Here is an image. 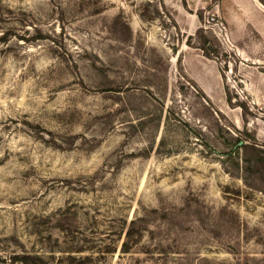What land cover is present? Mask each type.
<instances>
[{
    "label": "rangeland",
    "instance_id": "obj_1",
    "mask_svg": "<svg viewBox=\"0 0 264 264\" xmlns=\"http://www.w3.org/2000/svg\"><path fill=\"white\" fill-rule=\"evenodd\" d=\"M161 1L0 0V264H264V0Z\"/></svg>",
    "mask_w": 264,
    "mask_h": 264
},
{
    "label": "trees",
    "instance_id": "obj_2",
    "mask_svg": "<svg viewBox=\"0 0 264 264\" xmlns=\"http://www.w3.org/2000/svg\"><path fill=\"white\" fill-rule=\"evenodd\" d=\"M160 9H167L166 5H165V0H162L161 3H160ZM168 11V10H167ZM170 18V20L173 22V26L176 30V35L177 37L179 38V43L182 45L184 42L186 43H189V40L188 39H192V36H187V35H184L181 28L179 27V25L177 24L176 20L174 19V17L170 14V12H168L167 14ZM200 17V16H199ZM201 19V18H200ZM127 29H129V31H132L130 27H128L126 25ZM184 36V37H183ZM179 48L174 46L173 47V51L178 53L179 54ZM204 56L208 57L207 54L204 53ZM180 63H182V60L181 58L179 59ZM191 82H193L194 84V87L199 91L201 92L204 97H205V100L210 104L212 102H210V98L205 94V92L199 87V85L192 79ZM258 164L262 165L263 168H264V156H260V158H258ZM34 264H46L44 261L42 260H39L38 262L34 263Z\"/></svg>",
    "mask_w": 264,
    "mask_h": 264
},
{
    "label": "water",
    "instance_id": "obj_3",
    "mask_svg": "<svg viewBox=\"0 0 264 264\" xmlns=\"http://www.w3.org/2000/svg\"><path fill=\"white\" fill-rule=\"evenodd\" d=\"M241 144H242V142H241Z\"/></svg>",
    "mask_w": 264,
    "mask_h": 264
},
{
    "label": "bare ground",
    "instance_id": "obj_4",
    "mask_svg": "<svg viewBox=\"0 0 264 264\" xmlns=\"http://www.w3.org/2000/svg\"><path fill=\"white\" fill-rule=\"evenodd\" d=\"M182 10V9H181Z\"/></svg>",
    "mask_w": 264,
    "mask_h": 264
}]
</instances>
